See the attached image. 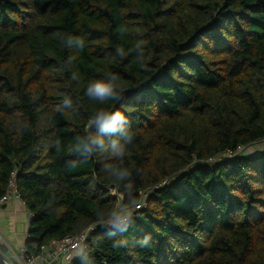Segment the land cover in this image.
Listing matches in <instances>:
<instances>
[{
    "label": "trees",
    "instance_id": "trees-1",
    "mask_svg": "<svg viewBox=\"0 0 264 264\" xmlns=\"http://www.w3.org/2000/svg\"><path fill=\"white\" fill-rule=\"evenodd\" d=\"M13 172L33 254L93 226L71 264H264V0H0Z\"/></svg>",
    "mask_w": 264,
    "mask_h": 264
},
{
    "label": "built area",
    "instance_id": "built-area-1",
    "mask_svg": "<svg viewBox=\"0 0 264 264\" xmlns=\"http://www.w3.org/2000/svg\"><path fill=\"white\" fill-rule=\"evenodd\" d=\"M238 149L239 151H242V148ZM247 150L250 151L249 148ZM233 154H231V156H233ZM14 176L15 172L12 173V176L9 179L6 192L0 197V207L7 205L13 199L20 200L19 194L16 190ZM158 186L159 185H156L155 187ZM116 193L115 190H111V195H117V199L120 200L122 198L121 194ZM144 195L145 194H143V196ZM142 206V202L137 203L132 207L131 211L115 214L111 218L102 222V225L107 229L120 228L133 216L135 210L140 209ZM93 229L94 227L92 226L89 229L82 230L76 235L65 236L61 239H52L48 244L41 247L38 254H33L29 252L25 246H22L16 264H71L72 260L81 259L83 257L84 250L86 249V240H88L89 233L91 232L89 230ZM0 242H2L1 237ZM10 263L14 264L11 261Z\"/></svg>",
    "mask_w": 264,
    "mask_h": 264
},
{
    "label": "crops",
    "instance_id": "crops-1",
    "mask_svg": "<svg viewBox=\"0 0 264 264\" xmlns=\"http://www.w3.org/2000/svg\"><path fill=\"white\" fill-rule=\"evenodd\" d=\"M30 215L21 200L13 199L0 207V237L1 243L7 247L6 257L9 261L10 257L16 262L18 260L26 238Z\"/></svg>",
    "mask_w": 264,
    "mask_h": 264
},
{
    "label": "clouds",
    "instance_id": "clouds-1",
    "mask_svg": "<svg viewBox=\"0 0 264 264\" xmlns=\"http://www.w3.org/2000/svg\"><path fill=\"white\" fill-rule=\"evenodd\" d=\"M88 95L94 99L103 103L107 98H115V94L112 91V87L108 84L97 83L94 87L88 89ZM103 119V127L105 129L116 130L119 122L125 119V114L119 110L114 111L111 116H101Z\"/></svg>",
    "mask_w": 264,
    "mask_h": 264
},
{
    "label": "rangeland",
    "instance_id": "rangeland-1",
    "mask_svg": "<svg viewBox=\"0 0 264 264\" xmlns=\"http://www.w3.org/2000/svg\"><path fill=\"white\" fill-rule=\"evenodd\" d=\"M259 147V143H256L255 145H254V149H256V148H258ZM121 197H122V195H121ZM120 209L122 210V211H124V213H126V212H129V211H131L132 210V207H129V208H125V207H122V205H120ZM1 243V242H0ZM6 249H7V247H6ZM8 255V254H7ZM9 257H10V255H9ZM11 261H13V263L14 264H16V261H14L13 260V258H9Z\"/></svg>",
    "mask_w": 264,
    "mask_h": 264
},
{
    "label": "water",
    "instance_id": "water-1",
    "mask_svg": "<svg viewBox=\"0 0 264 264\" xmlns=\"http://www.w3.org/2000/svg\"><path fill=\"white\" fill-rule=\"evenodd\" d=\"M0 264H11L3 253L0 252Z\"/></svg>",
    "mask_w": 264,
    "mask_h": 264
}]
</instances>
